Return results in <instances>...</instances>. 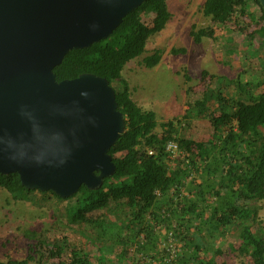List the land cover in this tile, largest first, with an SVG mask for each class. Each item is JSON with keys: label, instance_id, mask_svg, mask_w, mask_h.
Listing matches in <instances>:
<instances>
[{"label": "trees", "instance_id": "obj_1", "mask_svg": "<svg viewBox=\"0 0 264 264\" xmlns=\"http://www.w3.org/2000/svg\"><path fill=\"white\" fill-rule=\"evenodd\" d=\"M202 12L213 24L237 25L246 18L252 26L249 40L260 39L255 55L264 67V9L259 0H205ZM171 16L167 0H145L109 36L68 51L54 67L57 80L84 72L105 77L124 115L125 131L109 149L115 172L99 188L82 184L74 194L60 197L51 190L27 189L15 172L0 173V187L14 200L47 207L51 228L65 232L50 249L52 257L65 255L57 264H215L213 254L235 238L239 244L230 248L243 256L241 264H264L258 204L264 199V75L250 81L210 76L214 82L200 97L193 98L188 88V107L181 117L161 122L152 109L132 99L122 75L125 65L145 53L148 38ZM212 34L210 27L190 29L196 43ZM169 51L177 55L187 50ZM163 53L155 48L143 55L142 64L152 68ZM201 75L208 72L202 70ZM201 119L208 122L209 138H186L184 125ZM169 142L176 143L175 152L167 149ZM67 232L78 240L71 241ZM169 232L176 244L171 258L165 246ZM218 237L225 242L214 248Z\"/></svg>", "mask_w": 264, "mask_h": 264}, {"label": "water", "instance_id": "obj_2", "mask_svg": "<svg viewBox=\"0 0 264 264\" xmlns=\"http://www.w3.org/2000/svg\"><path fill=\"white\" fill-rule=\"evenodd\" d=\"M144 1L0 0V173L60 197L114 174L109 149L125 118L113 87L89 72L57 80L54 67Z\"/></svg>", "mask_w": 264, "mask_h": 264}, {"label": "rangeland", "instance_id": "obj_3", "mask_svg": "<svg viewBox=\"0 0 264 264\" xmlns=\"http://www.w3.org/2000/svg\"><path fill=\"white\" fill-rule=\"evenodd\" d=\"M204 1L167 0L172 16L161 31L148 38L143 53L145 55L155 48H161L164 50L161 61L157 66L147 68L142 64L141 55L128 62L122 70L131 87L132 99L142 108L152 109L158 122L181 117L188 107V88H191L193 98L200 97L204 87L214 82L210 76L224 75L250 81L264 75V67H261L255 55L260 39L249 40L248 33L252 26L247 23L248 20L244 18L237 25L233 22L213 24L210 17L202 12ZM149 18L143 16L145 21H149ZM192 26L196 29L212 28V37L205 36L199 43L194 42L190 35ZM172 47H185L187 51L173 55L169 51ZM218 55L225 60L224 69L223 64H217ZM202 70H206L208 75L203 77ZM159 129L158 126L156 130ZM181 132L186 138L199 142L209 138L210 129L208 122L201 119L189 121ZM191 147L197 151L194 145ZM258 204L264 227V199ZM110 214L112 218L115 217L113 213ZM205 222L211 225L210 220ZM51 224V210L47 207L14 200L5 188L0 187V264L19 261H26V264H57L65 255L61 253L52 257L50 249L65 232L51 228ZM208 227H205L206 230ZM108 231L111 232L112 228ZM67 233L71 241L78 240L74 233ZM205 239H211L209 233ZM220 242H225V239L218 237L214 248ZM225 243L222 252L207 256L215 264H241L243 256L233 249L238 246L239 240L235 238Z\"/></svg>", "mask_w": 264, "mask_h": 264}, {"label": "built area", "instance_id": "obj_4", "mask_svg": "<svg viewBox=\"0 0 264 264\" xmlns=\"http://www.w3.org/2000/svg\"><path fill=\"white\" fill-rule=\"evenodd\" d=\"M176 143L174 142H169L167 149L175 152L176 151ZM149 153H152V151H149ZM166 249L168 250V252H170V258L174 256L175 252H176V244L173 242V238L171 235V232L168 233L167 235V242L165 243Z\"/></svg>", "mask_w": 264, "mask_h": 264}, {"label": "crops", "instance_id": "obj_5", "mask_svg": "<svg viewBox=\"0 0 264 264\" xmlns=\"http://www.w3.org/2000/svg\"><path fill=\"white\" fill-rule=\"evenodd\" d=\"M203 55H204V54H203ZM218 60H219V61L217 62V64H223V69H224V68L226 67V65H224V64H226V63H225V60L222 59V58H220L219 55H218ZM160 61H161V60H160ZM160 61H159V62H160ZM129 62H130V61H129ZM157 65H158V64H156L155 66H157ZM153 67H154V66H153ZM220 76H221V75H220ZM226 77H227V76H226ZM227 78H229V77H227ZM229 79H230V80H233V78H229Z\"/></svg>", "mask_w": 264, "mask_h": 264}]
</instances>
